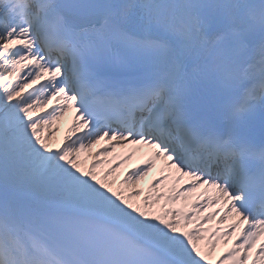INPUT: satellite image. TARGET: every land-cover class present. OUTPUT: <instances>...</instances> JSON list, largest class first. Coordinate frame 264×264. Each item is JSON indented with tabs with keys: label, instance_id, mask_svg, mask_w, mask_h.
Wrapping results in <instances>:
<instances>
[{
	"label": "snow or ice",
	"instance_id": "1",
	"mask_svg": "<svg viewBox=\"0 0 264 264\" xmlns=\"http://www.w3.org/2000/svg\"><path fill=\"white\" fill-rule=\"evenodd\" d=\"M0 264H264V0H0Z\"/></svg>",
	"mask_w": 264,
	"mask_h": 264
},
{
	"label": "bare ground",
	"instance_id": "2",
	"mask_svg": "<svg viewBox=\"0 0 264 264\" xmlns=\"http://www.w3.org/2000/svg\"><path fill=\"white\" fill-rule=\"evenodd\" d=\"M71 116H72V113L69 112L64 119H62L61 121H58L55 125L52 126L53 128H56V127L59 128V131L55 133V135L52 137V140L50 141V143L52 144L53 148H55L57 146V142L63 138V136L65 134V131H66L67 127L70 124ZM86 160L88 162L91 161V159L89 160L88 157L86 158ZM124 174H123V176H124ZM123 176H122V173H121V175H120L121 178L120 179H116L117 182H116L115 186L113 185L115 189H117V186H122L121 181L123 180ZM125 194H127L126 191H125Z\"/></svg>",
	"mask_w": 264,
	"mask_h": 264
}]
</instances>
